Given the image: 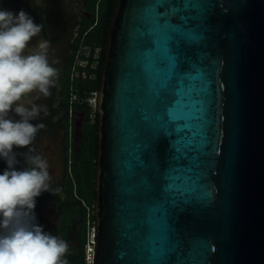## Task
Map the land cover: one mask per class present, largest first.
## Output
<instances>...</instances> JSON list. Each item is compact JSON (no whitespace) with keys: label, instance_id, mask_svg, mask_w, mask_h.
Wrapping results in <instances>:
<instances>
[{"label":"water","instance_id":"95a60500","mask_svg":"<svg viewBox=\"0 0 264 264\" xmlns=\"http://www.w3.org/2000/svg\"><path fill=\"white\" fill-rule=\"evenodd\" d=\"M115 2L92 264H264V0Z\"/></svg>","mask_w":264,"mask_h":264},{"label":"clouds","instance_id":"9594fccd","mask_svg":"<svg viewBox=\"0 0 264 264\" xmlns=\"http://www.w3.org/2000/svg\"><path fill=\"white\" fill-rule=\"evenodd\" d=\"M0 0V264H68L69 243L38 222L36 198L57 195L46 156L32 147L44 127L33 123L47 106L38 103L51 95L58 69L49 60L45 25L21 8ZM35 3V0H32ZM27 146L26 150L17 149Z\"/></svg>","mask_w":264,"mask_h":264},{"label":"flooded vegetation","instance_id":"af4514ba","mask_svg":"<svg viewBox=\"0 0 264 264\" xmlns=\"http://www.w3.org/2000/svg\"><path fill=\"white\" fill-rule=\"evenodd\" d=\"M104 4L105 0H35L34 4L32 0H4L3 3L14 11L25 9L37 23L45 25L41 35L49 40V60L55 61L58 69L51 95L38 101L47 106V112L33 121L42 122L44 127L36 134L32 147L47 157L52 186L59 187L60 192L57 195L42 192L36 198L35 212L45 230L68 241V264H74L82 253L93 209L76 201L70 185L75 168L89 147L90 131L98 124L94 104L87 101L91 92L76 87L75 83L89 84L98 77L105 45L101 38L93 43L88 40L103 27ZM26 147L17 150L24 151ZM5 167V162L0 160V171ZM82 207L87 210V218Z\"/></svg>","mask_w":264,"mask_h":264},{"label":"trees","instance_id":"16d2710c","mask_svg":"<svg viewBox=\"0 0 264 264\" xmlns=\"http://www.w3.org/2000/svg\"><path fill=\"white\" fill-rule=\"evenodd\" d=\"M115 6L116 2L115 0H105V4L102 6V18H103V27L101 29H97L96 33L97 36L92 35L89 37L88 42L93 43L95 40H101L102 44H106V35L108 31V25L111 22V17L113 16L115 12ZM105 59V51L104 48L102 50V55L100 59V65L98 67L97 73L98 77L90 82L89 84H84V82L79 83L76 82V87L84 88L87 92L96 91L99 86V73L101 64L103 63ZM97 129V126L95 125L92 130L90 131V136L88 139L89 147H87V152L85 156L82 158L80 164L76 166L75 168V178L74 181H71L70 185V191L74 194V197L80 205L82 203H85L86 206H90L92 208V204L94 201V175H95V169H94V159L97 155V135L95 133V130ZM85 207H82L83 209V216L84 218H87V210ZM90 217L92 222L94 221V216L90 212ZM74 264H85L84 260V248L82 249V253L80 254V257L74 261Z\"/></svg>","mask_w":264,"mask_h":264},{"label":"built area","instance_id":"2783aa9c","mask_svg":"<svg viewBox=\"0 0 264 264\" xmlns=\"http://www.w3.org/2000/svg\"><path fill=\"white\" fill-rule=\"evenodd\" d=\"M96 91H92L87 98L89 104L95 103ZM94 243H95V227L93 222H88V231L84 244V260L85 264H92L94 261Z\"/></svg>","mask_w":264,"mask_h":264},{"label":"snow or ice","instance_id":"6c2138e0","mask_svg":"<svg viewBox=\"0 0 264 264\" xmlns=\"http://www.w3.org/2000/svg\"><path fill=\"white\" fill-rule=\"evenodd\" d=\"M164 13V12H163ZM163 13H159L160 19L163 20L164 22H167L169 20V17L171 13H176L174 9L171 10L170 14L168 16H164Z\"/></svg>","mask_w":264,"mask_h":264}]
</instances>
